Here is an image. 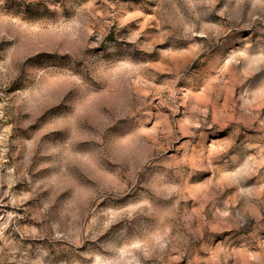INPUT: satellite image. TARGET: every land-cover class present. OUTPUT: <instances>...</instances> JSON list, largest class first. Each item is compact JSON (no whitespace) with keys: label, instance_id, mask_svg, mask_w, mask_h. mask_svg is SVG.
Masks as SVG:
<instances>
[{"label":"rangeland","instance_id":"obj_1","mask_svg":"<svg viewBox=\"0 0 264 264\" xmlns=\"http://www.w3.org/2000/svg\"><path fill=\"white\" fill-rule=\"evenodd\" d=\"M0 264H264V0H0Z\"/></svg>","mask_w":264,"mask_h":264}]
</instances>
